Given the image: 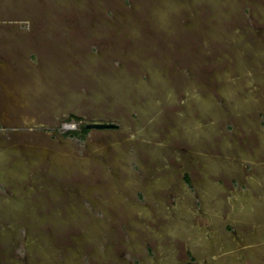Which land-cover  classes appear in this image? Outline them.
<instances>
[{
  "label": "rangeland",
  "instance_id": "obj_1",
  "mask_svg": "<svg viewBox=\"0 0 264 264\" xmlns=\"http://www.w3.org/2000/svg\"><path fill=\"white\" fill-rule=\"evenodd\" d=\"M0 264H264V0H0Z\"/></svg>",
  "mask_w": 264,
  "mask_h": 264
},
{
  "label": "trees",
  "instance_id": "obj_2",
  "mask_svg": "<svg viewBox=\"0 0 264 264\" xmlns=\"http://www.w3.org/2000/svg\"><path fill=\"white\" fill-rule=\"evenodd\" d=\"M89 131V128L85 125V123H80L78 128H69L64 131V134L69 137H77L82 139L87 132Z\"/></svg>",
  "mask_w": 264,
  "mask_h": 264
},
{
  "label": "water",
  "instance_id": "obj_3",
  "mask_svg": "<svg viewBox=\"0 0 264 264\" xmlns=\"http://www.w3.org/2000/svg\"><path fill=\"white\" fill-rule=\"evenodd\" d=\"M85 125L88 128H90V127H110V126H114L115 124L112 122L91 121V122H87Z\"/></svg>",
  "mask_w": 264,
  "mask_h": 264
}]
</instances>
